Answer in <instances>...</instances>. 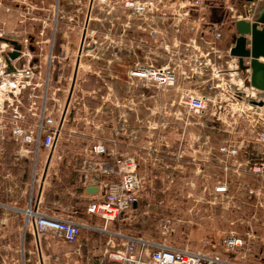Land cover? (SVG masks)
Wrapping results in <instances>:
<instances>
[{"label": "built area", "instance_id": "1", "mask_svg": "<svg viewBox=\"0 0 264 264\" xmlns=\"http://www.w3.org/2000/svg\"><path fill=\"white\" fill-rule=\"evenodd\" d=\"M168 1L171 0H90V8L96 5L103 10L105 15H109L114 7L120 6L129 16L145 19L149 16L159 15L162 18L170 16L175 20L184 21L191 17L195 9L202 10L206 7V4L215 1L221 2L228 8L232 16V27L235 22L240 20L253 22L258 1L261 0L251 2L245 0L242 5L243 12L241 13H238L228 4L230 0H181L180 6L171 12L163 9L164 4ZM65 2L66 0H54L53 3V19L58 25L63 12L62 6ZM33 11V6L30 5L28 0H25L24 11H22V14L20 12L19 15H26L27 18L19 21V26L27 27L28 21L32 23L37 21ZM199 22L205 23L206 28L212 32L211 42L221 38V31L214 24L205 21L203 18H200ZM44 29L46 28L43 27V33H45ZM86 31L87 25L84 24L83 29H80L81 39L77 48L69 97L65 99L63 106L59 105V99L56 98L55 93H52L49 87L50 72L55 57L50 55L48 58L46 70L49 78L43 81V84H45L44 92L41 97L35 96L38 88L33 82L40 74L41 64L38 59L33 57L22 60L25 56L23 52L24 44L28 41L34 43L36 41L35 37L26 35L28 40H23L22 37L14 35L15 32L13 34H0V40L6 38L8 41H1L3 43L0 46V54H3L0 55V86L6 82L9 87L3 95L5 100H2L3 97L0 99V139L6 140L7 138L9 142L16 144L22 156L32 155L34 157L33 184L39 177L37 172L40 164L39 155L41 152L48 154L55 152L57 144L60 139L62 140L64 127L70 120V97L72 96L77 71L80 69V62L84 56H89L88 54L95 52L97 42L89 40L88 36H85ZM23 33L25 32L23 31ZM200 38L203 40L202 36ZM11 41L16 42L20 50L17 59L9 60V65L13 71L8 73L5 58L8 59L7 54L14 52L13 46L9 43ZM212 44L198 43L196 40L188 44V48L192 50V54L189 55L191 62L195 63L194 60L197 58L201 61L198 66L194 64L195 66L193 65L189 72L195 74L194 76L198 79L205 77L204 71L208 68L217 76L225 73V75L231 77L232 73L239 72L238 62L232 59L229 50L227 51L228 61L223 65L218 60L219 52ZM89 47L90 49H88ZM33 52L34 55L36 52ZM194 53L197 54V57L193 55ZM96 58L98 59V57ZM185 59L188 58L178 59L176 64H173L175 59L169 60V64L166 66L157 65V62L136 64L129 71V79H135L137 86L145 89L151 87L157 91H166L175 88L179 81L178 69L181 68L182 64L191 66L190 62L188 63ZM230 65L234 66L230 68ZM225 66L227 68L223 71ZM216 75L213 76L212 74L213 79L208 86L210 90L213 88L218 89V86L214 87L213 83L214 77H217ZM245 75L246 77L240 79L239 84L233 87L236 88L237 92L231 94L230 99L225 94L223 99L218 96L211 98L203 94L187 93L181 95L179 103L188 114L194 116L193 118L196 121L193 124L201 128L215 125L214 130L217 128L221 137L216 145L206 147L202 151V168L198 170V173H203V175L201 174L203 181L201 185L202 197L201 199H195L194 181L190 182V193L187 195L194 203L205 201L211 207L226 208L229 211L234 210L237 212L240 210L238 203L249 200L254 202L253 207L255 209L258 206L264 208V93L250 89L247 85L249 80L248 70L245 71ZM240 86L246 87L247 91L250 92H241ZM20 91H27L29 94L27 100L29 102L28 112H26V103L21 98ZM235 93L236 95H234ZM237 95H239L240 100H237L239 99ZM240 95L242 96L240 97ZM259 103H262V106H259ZM19 105H21L20 109ZM22 107L25 108V111H22ZM234 107H236L235 111ZM27 114H29L28 118H26ZM95 118L100 121L99 118L101 117L91 116L92 121H95ZM82 119L89 124L87 118ZM120 119L126 122L128 120L124 116ZM72 120L74 121V118ZM189 124L187 123L186 126ZM4 128H8L6 136L1 132ZM97 129L100 133H104L110 129V125L100 122ZM100 133L77 155L81 160H77L79 162L73 164V176L76 177L83 191L89 188L96 189L94 193L96 197L86 206L85 213L90 217L98 218L102 222V228L84 224L78 221L74 215L66 217L47 215L33 207L30 198L24 209L13 206L12 210L24 215L25 226L32 229L37 249H40V243L47 237L65 245L77 244L80 234L85 231L102 233L121 239L123 242L118 247L111 240L108 241L107 247L102 251L97 264H248L245 262V255L240 256L239 259L235 254L242 253V250H249L250 235L247 236L246 242L245 238L231 233L229 236L222 238L220 242L222 252L203 253L188 247H172L160 242H151L141 237L109 232L107 229L109 224L116 222L121 215L131 213L138 208L139 193L144 185V178L138 174V169L140 163H146V160L142 158L140 150L126 148L122 151V149H119L118 135H127V128H117L115 137L111 139H107L106 135ZM129 135H132L133 140H135L133 133ZM191 136L189 144L192 142L191 147H193L195 137L194 135ZM208 138L209 136L201 144L209 145ZM199 139L198 136L197 142ZM72 140L73 134L69 131L65 142L69 144ZM156 151L153 150L154 153ZM191 213L192 210H189L188 214ZM0 264H24V262L3 259Z\"/></svg>", "mask_w": 264, "mask_h": 264}, {"label": "rangeland", "instance_id": "2", "mask_svg": "<svg viewBox=\"0 0 264 264\" xmlns=\"http://www.w3.org/2000/svg\"><path fill=\"white\" fill-rule=\"evenodd\" d=\"M236 1L242 2L244 0ZM260 2L262 3L264 0ZM230 3L231 1L228 2V4ZM37 11H35V17H38L37 13L43 14L42 11ZM48 15H50L51 19L50 28L43 24V21L47 23ZM53 17V12L48 13L47 11L45 18L43 16L40 20L36 18L35 24L40 27H32L33 23L31 21H28L29 26L27 27L19 26V24L17 26H5L3 25L5 21H0V34H13L15 32L14 35L22 37L23 40H28L26 35L35 37L36 41L34 43L28 41L24 44L23 52L25 56L22 59L33 57L38 59L41 64L40 74L37 75V79L33 82L38 88L35 96L41 97L44 92L45 84H43V81L49 78L46 70L48 58L50 55L55 57L50 72L49 87L51 92L55 93L56 98L59 99V105L63 106L65 99L69 97L81 32L79 24L67 21L66 24L59 27L54 22ZM18 18L21 21L23 19L26 20L27 17L26 15H18ZM43 26L47 28L45 33H43ZM221 28L219 30L222 32L224 40L231 42L232 35L230 30L232 28L229 29V26ZM194 40L198 43H204V39L201 40L199 36H196ZM1 43L3 42H0V46H2ZM101 49L103 48L101 47ZM32 51L36 53L33 55ZM226 51H228V48ZM220 54L218 60L224 65V61L227 59L226 52ZM88 55L82 58L80 69L77 71L72 96L70 97V120L64 127L62 140L60 139L56 147L57 151L65 152L64 150L67 149L79 151L90 144L92 115L101 117L99 118L100 122L110 125L108 131L100 134L106 135L107 139L115 137L122 104L135 106L134 109L137 112H131L129 116L127 115V118L132 124L133 130L138 131V127H141V134L140 132L137 134L141 136L138 142L148 146L147 151H145L148 154L142 156L146 163L141 162V167L138 169V174L144 178V185L139 193L138 208L131 213L121 215L116 222L109 224V230L131 237H141L155 243H164L172 247H188L203 253L222 252L223 249L220 246V242L222 238L229 236L231 233L245 238L246 242L247 236L250 235L249 250H242V253L235 254V256L240 259V256L245 255V262L248 264H264V208L258 206L255 209L253 207L254 202L244 200V202L238 203L240 210L236 212L234 210L229 211L226 208L211 207L205 201L194 203L192 199L187 197L190 193V182L194 181L195 199H201V185L203 183L201 174L203 175V173H198V170L202 168V151L206 147L216 145L220 136L217 128L214 130L215 125L201 128L193 124L196 121L193 118L194 116L188 114L179 103L181 95L187 93L203 94L214 98L225 94L230 99L231 94L237 92L236 88L230 87L234 82H236V85L239 82L236 74H233V77H228L225 73L217 76L216 73H212L210 68H208L205 69V73L203 72L205 77L201 81L209 80V83L206 82L202 85L200 80L195 77L194 81L196 83H193V86L190 85L188 88L187 85L181 86L177 84L175 88L157 91L151 87L145 89L137 86L135 79H129L128 66L123 64L122 59H120L122 61L114 63L113 72L116 71L117 74H115V78L111 79L113 75L108 71L107 59L99 57L97 52H92ZM232 59L236 60L235 58ZM185 60L188 63L190 62L191 66L182 64L180 70L183 67V69L187 68L190 71L194 64L198 66L201 62L198 58L194 60L195 63H192L189 58ZM215 60L218 62L217 59ZM160 61H162L160 66L169 64V59ZM232 66L234 65L229 67L231 68ZM226 68L225 66L223 71ZM212 74L217 76L214 77L213 83L214 87L218 86V89L213 88L210 90L208 88L213 79ZM207 75L211 77L207 78ZM237 75L239 76L238 72ZM181 81L183 80L179 82ZM132 82L133 84H131ZM225 85L228 86L226 87ZM7 89L9 87L6 82L0 86V99ZM20 96L25 101L26 112H28L29 102L27 100L29 99V94L27 91H20ZM237 96L239 98V95ZM2 100H5V98L3 97ZM237 100H240V98ZM117 104L118 108H114L113 106ZM20 107L21 105H19V109ZM233 109L235 111L236 107ZM22 111H25L24 107H22ZM136 114L140 115L138 119L135 117ZM28 116L29 114L26 115V118ZM73 118L74 121L72 120ZM82 118H87L89 124L86 125ZM97 119L95 118V122L98 121ZM187 123L190 124L186 126ZM76 125L78 127H75ZM155 127L156 130L154 131ZM72 129H78L80 132L76 131L78 137L68 144L65 140L69 130ZM1 132L6 136L8 128H4ZM158 132H160V135H158ZM170 132L179 134V139L172 135L175 139L172 138L173 140L171 141L168 137L169 135H167ZM185 132L194 135L193 147H191L192 142L189 144L187 140H181L180 136L184 137ZM162 135L161 139L160 136ZM198 136L200 139L197 142ZM207 136H209V145L201 144L204 139L206 141ZM119 140H122L121 137ZM7 142H9L7 138L6 140L0 139V146L7 147ZM13 145L17 147L16 144ZM154 149L157 150L155 153L153 152ZM149 152L151 153L149 154ZM74 158V156L62 155V157L55 159L54 163L56 162L58 165L69 168L81 160L79 157H77L79 161ZM31 165L30 167V164H24L19 168L20 175L26 181H29L30 176L34 175L35 162ZM16 166L19 165L17 164ZM27 167H29V171H27ZM189 210H192L191 214H188ZM115 243L117 244L116 241Z\"/></svg>", "mask_w": 264, "mask_h": 264}, {"label": "crops", "instance_id": "3", "mask_svg": "<svg viewBox=\"0 0 264 264\" xmlns=\"http://www.w3.org/2000/svg\"><path fill=\"white\" fill-rule=\"evenodd\" d=\"M180 1H168L164 4L163 9L171 12L180 6ZM230 1V5L238 13L243 12L242 5L245 0L242 2ZM28 2L34 8V17L36 16L35 11L43 12V14L37 13L38 17L36 18L38 20L42 16L45 18L47 11L48 13L54 11V0H28ZM24 3L25 0H0V21H5L3 25L17 26L20 24L18 15L24 11ZM62 7L63 12L59 25L66 24L67 21L79 24L80 29H83L84 24L85 26L87 25L85 36H88L92 42L98 43L95 52H97L99 57L107 59L108 71L113 75L112 78L110 77L111 79L115 78V74H117L116 71L113 72L116 61L123 60V64L128 66L129 72L132 66L143 62H157V65H161L162 61L160 60L175 59L173 64H176L180 58H189L192 50L188 48V43L193 41L196 36H202L204 43H213L212 45L216 50L220 51L219 54L226 52V58L228 59L226 50L231 42L224 40L222 32L219 40L211 42L212 32L206 28L205 23L199 22L200 18H203L205 21L214 24L218 29L224 26H229V29H231L232 16L228 8L221 2L211 1L202 10L195 9L191 17L184 21L175 20V18L170 16L162 18L157 15L149 16L145 19L129 16L120 6L114 7L111 14L105 15L103 10L96 5L90 8V0H66ZM48 17L49 19H46L48 20L47 23L43 21V24L50 28V23L48 24L49 20H51L50 15ZM89 25L91 26L90 28ZM33 26L40 27L35 23L32 24ZM230 34L232 35V29ZM193 55L197 57L196 53ZM227 59H225L224 63L228 61ZM178 73V80H183L181 82L178 81L179 85H187L188 88L190 85L193 86V83H196L194 81L195 74L189 72L187 68L178 69ZM233 74H236L238 80L246 77L243 72H238L240 77L236 72L232 73V77ZM208 77L211 76L207 75ZM199 80L202 85L206 82L209 83V80L204 82L201 79ZM237 85L234 82L230 87ZM223 95L221 94V98ZM113 107L118 108V104ZM134 107L122 104L120 117L124 116L125 119H128L127 117L131 112H137ZM139 116L136 114V119ZM120 117L117 126L118 128H127L128 134L118 135L122 139L119 140V149H122V151L126 148L140 150L141 156L148 154L145 152L148 146L138 142L141 136L137 134L138 132L141 134V127H138V131H135L132 129L129 119L126 122ZM99 123L100 121H92L90 127L92 132L91 141L100 133L97 129ZM85 124L88 125L87 123ZM75 127L78 126L76 125ZM155 130L156 127L154 128ZM69 131L73 134V139L78 137L76 132L79 131L78 129ZM130 133H133L135 140H133L132 135H129ZM158 135H160V132H158ZM167 135H169L168 137L171 141L174 137L179 139V134L177 133L170 132ZM191 135L193 134L185 132L184 137L180 136V138L181 140H187L189 143ZM98 137L102 138L101 136ZM162 137L163 135L160 136L161 139ZM6 144H8L7 147L0 146V262L3 259H12L22 261L24 264H97V261L101 258L102 251L107 247L108 241L111 240L114 243L116 241L117 244L115 243V245L121 246L123 243L121 239L98 232L83 231L77 244L65 245L47 237L40 243V249H37L32 229L25 226L24 215L13 211V206L24 209L31 198L33 207L47 215L57 217L74 215L78 221L84 224L102 228V222L98 218L90 217L85 213L86 206L94 200L96 194L87 193L80 188L76 177L73 176L74 165L65 168L63 165L54 163L55 159L62 157V155L74 156V159L78 160L77 155L81 153V150L67 149L64 150L65 152H59L56 148L53 154L41 152L38 158L40 164L37 169L39 177L33 184L34 175L30 176L29 181H26L20 175L19 168L24 164H30L31 167V164L34 163V157L32 155L20 156L19 148L10 142ZM17 164L19 166H16ZM139 167H141V164ZM27 171H29V167H27ZM107 229L112 232L108 227Z\"/></svg>", "mask_w": 264, "mask_h": 264}, {"label": "water", "instance_id": "4", "mask_svg": "<svg viewBox=\"0 0 264 264\" xmlns=\"http://www.w3.org/2000/svg\"><path fill=\"white\" fill-rule=\"evenodd\" d=\"M251 1L253 0H246ZM9 43L13 46L14 52L8 53V59L5 58V61L8 65L7 72L11 73L13 69L9 65V60L19 57L20 47L16 42ZM228 50L229 55L237 59L238 71L243 73L249 71L248 87L255 92L264 93V7L257 11L253 22L240 20L233 24L232 41ZM258 105L262 106V103ZM86 192L94 194L96 189L89 188Z\"/></svg>", "mask_w": 264, "mask_h": 264}, {"label": "flooded vegetation", "instance_id": "5", "mask_svg": "<svg viewBox=\"0 0 264 264\" xmlns=\"http://www.w3.org/2000/svg\"><path fill=\"white\" fill-rule=\"evenodd\" d=\"M263 7H264V2L261 3V2L258 1V5H257V8H256V11L260 10ZM255 14H256V12H255ZM27 26H29V24H27ZM4 40H7V39L6 38H2V41H4Z\"/></svg>", "mask_w": 264, "mask_h": 264}, {"label": "bare ground", "instance_id": "6", "mask_svg": "<svg viewBox=\"0 0 264 264\" xmlns=\"http://www.w3.org/2000/svg\"><path fill=\"white\" fill-rule=\"evenodd\" d=\"M3 47H4V44H3ZM3 85V83L1 84V86ZM240 90L241 92L243 93H249L250 91H247L246 87L243 88V86H240Z\"/></svg>", "mask_w": 264, "mask_h": 264}]
</instances>
